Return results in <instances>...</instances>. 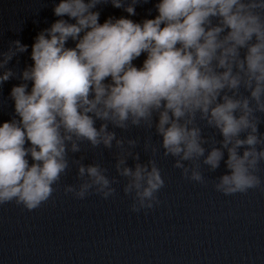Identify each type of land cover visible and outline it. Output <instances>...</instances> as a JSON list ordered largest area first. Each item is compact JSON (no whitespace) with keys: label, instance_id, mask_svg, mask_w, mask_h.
Returning a JSON list of instances; mask_svg holds the SVG:
<instances>
[{"label":"clouds","instance_id":"1","mask_svg":"<svg viewBox=\"0 0 264 264\" xmlns=\"http://www.w3.org/2000/svg\"><path fill=\"white\" fill-rule=\"evenodd\" d=\"M147 3L60 0L53 8L59 19L35 37L31 66L19 73L9 67L28 50L20 40L0 51V87L13 78L23 81L10 92L13 118L0 124V206L39 209L75 166L79 184L65 185L66 195L107 200L116 196L120 177L130 211L151 210L165 187L156 159L161 149L185 180L205 186L210 181L201 166L216 171L226 152L228 172L211 181L215 191L264 190L257 174L264 161L257 115L264 114V0H159L155 18L99 22L98 6L135 16ZM69 40L74 47L66 46ZM142 54L137 67L133 61ZM200 122L222 137L211 138V148ZM132 128L154 129L162 138L159 146L151 135L145 138L150 157L144 163L134 151L140 138L117 135V129ZM101 148L116 149V176L99 161L73 158Z\"/></svg>","mask_w":264,"mask_h":264}]
</instances>
